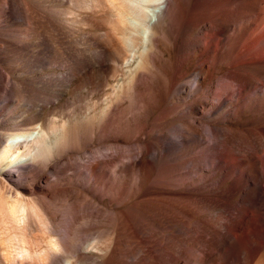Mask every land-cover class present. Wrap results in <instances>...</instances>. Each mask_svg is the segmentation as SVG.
<instances>
[{
    "label": "bare ground",
    "instance_id": "bare-ground-1",
    "mask_svg": "<svg viewBox=\"0 0 264 264\" xmlns=\"http://www.w3.org/2000/svg\"><path fill=\"white\" fill-rule=\"evenodd\" d=\"M0 16V264H264V0Z\"/></svg>",
    "mask_w": 264,
    "mask_h": 264
},
{
    "label": "rangeland",
    "instance_id": "rangeland-1",
    "mask_svg": "<svg viewBox=\"0 0 264 264\" xmlns=\"http://www.w3.org/2000/svg\"><path fill=\"white\" fill-rule=\"evenodd\" d=\"M3 6H4V4H3ZM2 19H1V16H0V24H1V22L3 23V20L1 21ZM85 29L86 28H78V32H80L81 30H82V33H84V34H86V35H89V34H87L88 32H86L85 31ZM83 30H84V32H83ZM87 30V29H86ZM88 31V30H87ZM86 32V33H85ZM100 32H102V31H100ZM81 33V32H80ZM207 57H209V55H207ZM50 68H44V69H42V71L40 72V74H42V73H51V71L53 72L54 71V74L55 73H58V74H56L57 76H61L60 75V73L62 72V69L59 67L58 68V66H49ZM5 69V67L2 65L1 66V64H0V70L3 72V70ZM3 69V70H2ZM7 70V69H6ZM6 70H4L5 72H3L5 75H8L9 76V73L7 74V72H6ZM8 71V70H7ZM47 71V72H46ZM44 73V74H45ZM53 74V73H52ZM111 81V80H110ZM113 82V81H112ZM189 85L191 86V85H193V82H190L189 83ZM94 96V97H93ZM90 100H89V103H98L97 104V107L98 106H100L101 105V103L103 102V95L102 94H100V93H94V94H92V95H90ZM95 100H97V101H95ZM91 101V102H90ZM102 101V102H101ZM100 104V105H99ZM2 105H4L3 103H1L0 102V114H3V113H5L6 111H5V105H4V107L2 106ZM4 109H3V108ZM51 115H53V116H51ZM48 117L49 118H57L58 117V115H57V113L54 111H51L49 114H48ZM137 141V140H136ZM95 144V145H94ZM93 144V146H95L96 147V145H98L99 146V144H97V143H94ZM136 144L137 143H135V144H133V150H132V156L131 157H127V156H121V159H122V161H124V162H130V161H135V160H137V148H136ZM111 156L112 155H108L107 156V158H111ZM75 157V156H74ZM74 157H73V159H74ZM65 158H67V159H70V160H72V158L69 156H66ZM76 158V157H75ZM64 159V158H63ZM51 165V164H50ZM50 165H48L46 168H45V170H43V171H41V170H39L38 171V173H33V176L34 175H36L35 177H32V178H29V179H32V181L31 180H26V181H23L24 183L26 182H28V184H29V186L30 187H41V188H44V189H50L52 186V182H51V180H52V176L50 175V173H49V171H50ZM48 169H49V171H48ZM14 180H17L18 181V178H16V177H14ZM20 180V179H19ZM34 180V181H33ZM21 181V180H20ZM51 186V187H50ZM22 260V261H21ZM21 260H17V261H15L14 263L16 264V262H20L19 264H28V263H30V260L29 259H21ZM17 263V264H18Z\"/></svg>",
    "mask_w": 264,
    "mask_h": 264
}]
</instances>
